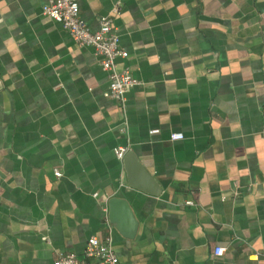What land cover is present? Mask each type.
<instances>
[{
    "label": "crops",
    "instance_id": "1",
    "mask_svg": "<svg viewBox=\"0 0 264 264\" xmlns=\"http://www.w3.org/2000/svg\"><path fill=\"white\" fill-rule=\"evenodd\" d=\"M47 3L0 0V264L84 260L92 237L120 264H264V0H78L90 31L112 18L140 83L124 105ZM120 146L156 194L128 187Z\"/></svg>",
    "mask_w": 264,
    "mask_h": 264
},
{
    "label": "built area",
    "instance_id": "2",
    "mask_svg": "<svg viewBox=\"0 0 264 264\" xmlns=\"http://www.w3.org/2000/svg\"><path fill=\"white\" fill-rule=\"evenodd\" d=\"M43 15L58 23L72 40L82 47H90L94 53L101 57V69L107 73L109 85L104 96L120 105L125 103V95L131 88L139 86L128 70L118 71L117 60L127 58V53L119 46V39L113 31V21L110 16L102 17L99 28L92 32L81 20L78 0H48L42 8ZM264 136V131H263ZM172 140H182L181 134L171 136ZM128 147H117L115 157L122 161L128 153ZM56 177L60 173L54 172ZM192 205V203H188ZM223 248H216L215 256H222ZM53 264H120L119 259L112 250L109 241H101L96 237L88 240L84 250V260H80L74 253L58 254Z\"/></svg>",
    "mask_w": 264,
    "mask_h": 264
},
{
    "label": "water",
    "instance_id": "3",
    "mask_svg": "<svg viewBox=\"0 0 264 264\" xmlns=\"http://www.w3.org/2000/svg\"><path fill=\"white\" fill-rule=\"evenodd\" d=\"M123 165L127 172L128 187L145 193L156 194V185L131 152L126 154ZM106 205L109 222L115 226L121 235L126 238H133L137 223L128 201L119 196H110L106 199Z\"/></svg>",
    "mask_w": 264,
    "mask_h": 264
}]
</instances>
